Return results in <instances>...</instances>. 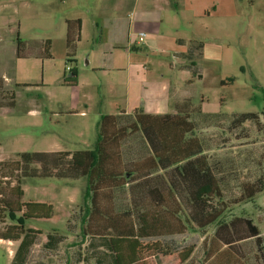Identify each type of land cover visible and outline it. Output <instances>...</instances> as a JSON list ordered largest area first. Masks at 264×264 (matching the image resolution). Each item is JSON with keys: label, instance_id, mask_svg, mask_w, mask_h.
<instances>
[{"label": "rangeland", "instance_id": "rangeland-1", "mask_svg": "<svg viewBox=\"0 0 264 264\" xmlns=\"http://www.w3.org/2000/svg\"><path fill=\"white\" fill-rule=\"evenodd\" d=\"M218 3L219 15H232L227 20L229 29L224 26L223 30L222 25L216 33L212 32L215 21L221 24L222 17L206 21L212 33L199 36L195 44L201 49L194 50L196 72L202 78L194 74V104L192 99L185 104L196 126L191 136L203 143L220 182L223 196L213 203L220 208L224 202L227 209L216 224L199 229L191 223L189 208L183 202L178 217L187 228L184 234L142 239L144 244L158 242L164 246L166 255L153 258L155 264H179L182 254L190 248L193 253L185 264H217L206 259L209 242L218 224L236 217L253 220L264 238V0ZM25 5L17 2L4 7L0 0V264H17L13 260L20 241L11 239L18 235L14 227L18 223L10 218L5 203L17 199L12 191L17 185V171L12 175L10 165L20 159L19 154L95 152L104 115L115 114L128 99L136 102L152 97L154 91L149 87L153 80L178 84L184 78L181 73L171 72L172 55L148 53L143 49L146 42H136L137 50L132 51L134 63L154 72L142 93L141 89L129 91L128 75L112 70L107 66L111 64L107 63L106 71L93 72L86 64L89 54L83 50L76 51L70 61L64 32L59 33L54 23L43 22L38 17L39 10ZM11 20L16 23L10 24ZM18 37L28 46L25 59L16 56ZM46 41L51 43V58L41 51ZM200 52L203 56L199 58ZM67 67L77 71L78 86L64 85L65 72L71 73ZM191 76H187L188 81ZM247 113H255L260 119L240 126L233 122ZM130 123L131 120L121 117V125ZM149 155L140 132L129 133L123 140L124 166H132ZM245 184H255L260 192L250 200L240 199L244 197ZM21 188L25 193L21 203H47L54 210L50 220L26 221V230L39 233L25 264H95L88 246L91 238L84 233L91 209L88 179L24 178ZM112 197L117 212L136 213L149 206L148 201L141 203L139 196L131 193L130 185L116 189ZM103 204L109 205L107 201ZM21 215L18 213L17 217ZM49 235H62L66 240L52 249L46 245ZM239 246L233 255L238 263L264 264L255 239ZM84 256L88 263L83 262ZM110 261L105 258V264H111Z\"/></svg>", "mask_w": 264, "mask_h": 264}, {"label": "trees", "instance_id": "trees-1", "mask_svg": "<svg viewBox=\"0 0 264 264\" xmlns=\"http://www.w3.org/2000/svg\"><path fill=\"white\" fill-rule=\"evenodd\" d=\"M80 37L81 21H67L66 44L70 61L75 58ZM26 47V42L18 37V59L27 58ZM41 51L51 58L50 41L41 45ZM70 72V75L65 72L63 83L77 86L78 73ZM120 119L115 115L102 118L95 152L22 153L19 154L20 159L10 165L12 175L17 171L16 177L13 176L17 185L12 189L17 199L5 204L10 218L18 223L14 226L19 231L18 235L11 240L20 241L14 263L25 264L39 233L26 230V221L50 220L54 213L50 204L19 201L25 195L21 188L24 178L88 179L91 209L84 233L91 238L88 246L95 257V264H105L106 257L111 264H155L153 258L166 255L164 246L158 242L144 244L142 239L184 234L187 228L178 217L183 202L189 208L191 223L199 229L216 224L222 217L227 205L222 202L219 208L213 203L215 198L223 196L220 182L204 154L203 143L196 136H191L196 126L190 120L189 111L179 109L175 115L155 116L136 110L133 116L126 118L131 120L129 125H121ZM259 119V115L247 113L233 122L240 126ZM132 132L142 134L150 155L132 166H124L122 142ZM135 174L136 178H129ZM128 185L141 203L149 202L147 209H138L136 213L133 210H115L112 206L114 191ZM259 192L255 184H245L244 197L240 199L250 200ZM105 201L109 205L103 204ZM18 213L22 215L17 217ZM250 239H255L264 260V238L253 220L236 217L222 222L216 226L209 242L206 259L209 263L240 264L234 260V252H238L239 245ZM65 240L62 235H49L46 245L55 249ZM192 253L193 248H190L178 263L185 264ZM83 262L88 263V258L84 256Z\"/></svg>", "mask_w": 264, "mask_h": 264}, {"label": "crops", "instance_id": "crops-1", "mask_svg": "<svg viewBox=\"0 0 264 264\" xmlns=\"http://www.w3.org/2000/svg\"><path fill=\"white\" fill-rule=\"evenodd\" d=\"M1 1L4 7L11 3L22 2L28 8L39 10L38 17L43 22L58 25L59 33L64 32L65 35H67V21L80 20L81 37L77 51L83 50L89 54L87 66H91L94 69L93 72L100 73L106 71L104 68L107 63L111 64L107 66H110L112 70L128 75L129 91L141 89L142 93L144 84L148 85L151 76L153 77L152 69L150 72L149 67L141 68L133 61L132 51L137 50L136 42H140L141 33L146 34L145 41L140 42L142 44L146 42L143 45L146 52L172 55L174 61L170 66L171 72L176 75L181 73L184 78L180 79L178 84L171 81L159 83L153 80L149 87L154 91L152 97L136 102L127 98L124 108L118 109L115 114H107L125 118L133 116L136 110L144 114L164 116L175 115L180 109L189 111L191 120V111L185 101L192 99L194 104L191 91L196 81L194 74L197 73L194 56L195 51L198 52L201 49L195 43L204 33H216L219 26L223 25L222 29L226 30L225 27H227L228 30L227 20L232 17L228 13L218 14V0ZM221 17L224 20L221 24L215 21V27L210 32L206 21ZM9 23L16 22L11 20ZM92 56L93 59H91ZM198 56L199 58L203 56V52L198 53ZM121 57L125 58L123 63ZM190 73L191 81H188L187 76ZM197 77L202 78L198 73ZM164 78L162 75V79Z\"/></svg>", "mask_w": 264, "mask_h": 264}, {"label": "built area", "instance_id": "built-area-1", "mask_svg": "<svg viewBox=\"0 0 264 264\" xmlns=\"http://www.w3.org/2000/svg\"><path fill=\"white\" fill-rule=\"evenodd\" d=\"M145 39H146V34L145 33H141L139 35V41L143 42V41H145ZM67 70H71V69L69 67H67Z\"/></svg>", "mask_w": 264, "mask_h": 264}]
</instances>
